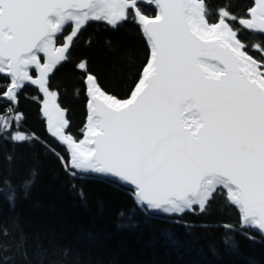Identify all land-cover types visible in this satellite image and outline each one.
<instances>
[{
    "label": "snow or ice",
    "instance_id": "obj_1",
    "mask_svg": "<svg viewBox=\"0 0 264 264\" xmlns=\"http://www.w3.org/2000/svg\"><path fill=\"white\" fill-rule=\"evenodd\" d=\"M145 2L154 17L141 12ZM210 15L207 0H0V141H37L21 131L18 111L19 93L34 85L49 133L69 153L61 158L69 176L131 185L139 205L169 215L203 213L222 195L239 210L241 228L264 236V41L251 46L257 59L239 38L244 30L264 37V0L242 16L229 5L216 10V22ZM130 19L146 39V64L126 99L106 93L86 62L77 65L88 97L77 142L50 75L89 22L116 29ZM165 238L178 244L173 233ZM223 243L238 254L231 236Z\"/></svg>",
    "mask_w": 264,
    "mask_h": 264
},
{
    "label": "trees",
    "instance_id": "obj_2",
    "mask_svg": "<svg viewBox=\"0 0 264 264\" xmlns=\"http://www.w3.org/2000/svg\"><path fill=\"white\" fill-rule=\"evenodd\" d=\"M207 4L209 21L216 22L217 9L229 5L232 14L242 16L252 1L207 0ZM140 9L149 17L156 14L143 5ZM70 30L67 27L65 35ZM239 38L259 59L251 46L264 37L244 30ZM147 58V42L131 19L116 29L97 22L81 30L69 60L49 79V89L57 93L69 121L66 132L77 142L84 137L88 98L84 73L77 68L80 62H86L106 93L126 99ZM43 99L31 87L19 94L21 131L37 137L36 142L0 141V264H264V239L241 228L238 210L222 195H216L203 213L195 210L166 218L150 214L132 191L112 181L69 176L61 159H67L68 152L47 133ZM166 232L175 235L176 246L165 238ZM226 235L233 238L238 254L226 251Z\"/></svg>",
    "mask_w": 264,
    "mask_h": 264
},
{
    "label": "water",
    "instance_id": "obj_3",
    "mask_svg": "<svg viewBox=\"0 0 264 264\" xmlns=\"http://www.w3.org/2000/svg\"><path fill=\"white\" fill-rule=\"evenodd\" d=\"M252 1V0H251ZM141 5H143V6H146V7H149V8H152V9H154L155 10V12H156V9H155V7L154 6H152V5H149V4H147L146 2L145 3H142ZM142 12V11H141ZM98 21H92V22H89L87 25H86V27L85 28H83L82 30H84V29H86L87 28V26L89 25V24H92V23H97ZM106 24V23H105ZM107 25V24H106ZM69 26H71V25H69ZM68 26V27H69ZM146 40V39H145ZM63 64V63H62ZM61 66V65H60ZM59 67V66H58ZM57 67V68H58ZM57 70V69H56ZM55 70V71H56ZM54 71V72H55ZM54 74V73H53ZM53 74H51L50 75V77H52V75ZM32 75L34 76V75H36V73H35V71L33 70L32 71ZM35 77V76H34ZM50 79V78H49ZM25 87H31V88H34V89H36V90H38L39 91V89L36 87V86H34V85H31V84H27V85H25ZM24 87V88H25ZM23 88V89H24ZM22 89V90H23ZM40 92V91H39ZM41 93V92H40ZM20 94V93H19ZM42 95H43V93H41ZM43 97H44V95H43ZM88 98V97H87ZM58 103V102H57ZM42 109H43V105H42ZM42 115H43V111H42ZM65 117H66V115H65ZM43 118L45 119V121H46V128H47V120H46V118L43 116ZM67 130V129H66ZM47 133H48V135H49V137H51L52 139H54L61 147H63L64 149H66V146H64V145H62L60 142H58V140L56 139V138H54V137H52L51 136V134L49 133V131H48V129H47ZM84 138V137H83ZM66 151H67V149H66ZM68 152V151H67ZM69 154V153H68ZM78 175H81V176H90V177H99V178H102V177H100L99 175H97V174H78ZM104 179V178H103ZM110 181V180H109ZM113 182V181H112ZM116 184H118V185H120V186H122V187H124V188H126V189H128V190H130V191H132L133 192V186H131V185H124V184H122V183H116ZM144 209H146L150 214H152V215H157V216H163V217H166V218H179V217H181L182 215H184V214H192L195 210H198L199 211V209H198V207H196L195 208V210L194 211H190V212H185L184 214H182V215H169V214H165V213H162V212H155V213H153L152 212V210H150V209H147L146 208V206H142ZM237 209V208H236ZM238 210V209H237ZM238 212H239V210H238ZM250 230H252V229H250ZM254 233H256L257 235H259L261 238H263L264 239V236H262L261 234H259L258 232H256V231H254V230H252Z\"/></svg>",
    "mask_w": 264,
    "mask_h": 264
}]
</instances>
